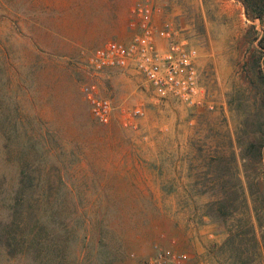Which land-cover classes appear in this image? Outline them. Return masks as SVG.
I'll return each instance as SVG.
<instances>
[{
	"label": "rangeland",
	"instance_id": "obj_1",
	"mask_svg": "<svg viewBox=\"0 0 264 264\" xmlns=\"http://www.w3.org/2000/svg\"><path fill=\"white\" fill-rule=\"evenodd\" d=\"M139 2L196 51L202 105L89 70L95 48L133 37ZM108 20L126 31L107 36ZM260 148L264 21L241 0H0V264H149L170 240L190 264H264Z\"/></svg>",
	"mask_w": 264,
	"mask_h": 264
},
{
	"label": "built area",
	"instance_id": "obj_2",
	"mask_svg": "<svg viewBox=\"0 0 264 264\" xmlns=\"http://www.w3.org/2000/svg\"><path fill=\"white\" fill-rule=\"evenodd\" d=\"M152 14L148 4L137 3L130 24L135 31L133 37L127 43L108 41L95 48L87 59L89 70L97 75L107 69H133L157 100L190 107L202 105L204 92L199 85L196 51L177 38L171 25L155 29ZM81 91L92 119L108 125L115 112L112 100L102 96L94 82L84 84ZM131 115L140 116V109L132 110ZM149 264H190V258L174 250L170 240L167 247H154Z\"/></svg>",
	"mask_w": 264,
	"mask_h": 264
},
{
	"label": "trees",
	"instance_id": "obj_3",
	"mask_svg": "<svg viewBox=\"0 0 264 264\" xmlns=\"http://www.w3.org/2000/svg\"><path fill=\"white\" fill-rule=\"evenodd\" d=\"M241 2L245 7V11L248 17L252 19L258 18L259 20L264 21V0H241ZM248 147L250 148L251 145H247V148ZM260 147L262 148V145H260ZM261 148L257 151V154L255 155L257 156L258 161H262L264 159L262 157Z\"/></svg>",
	"mask_w": 264,
	"mask_h": 264
},
{
	"label": "crops",
	"instance_id": "obj_4",
	"mask_svg": "<svg viewBox=\"0 0 264 264\" xmlns=\"http://www.w3.org/2000/svg\"><path fill=\"white\" fill-rule=\"evenodd\" d=\"M116 26L118 27L117 24L110 22V20L107 21V28H106L107 30L105 29L106 30L105 33L107 34V36L118 34V32L120 33V30L126 31V25H124L123 23L122 25H119L118 27L119 29ZM112 27L113 29H111ZM117 37L119 38V35H117ZM114 41H117V40H114Z\"/></svg>",
	"mask_w": 264,
	"mask_h": 264
}]
</instances>
